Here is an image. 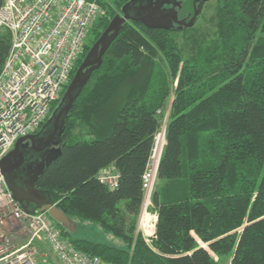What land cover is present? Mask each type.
Masks as SVG:
<instances>
[{
  "label": "trees",
  "instance_id": "obj_1",
  "mask_svg": "<svg viewBox=\"0 0 264 264\" xmlns=\"http://www.w3.org/2000/svg\"><path fill=\"white\" fill-rule=\"evenodd\" d=\"M133 1H99L105 14L89 29L90 42L36 134ZM216 1L215 17L206 18L202 8L192 27L124 22L102 62L89 68L60 151L36 182L77 227L97 224L121 242L74 238L53 219L77 250L113 264H264V0ZM165 9L183 8L171 0ZM11 42V32L1 30L0 74ZM168 111L149 245L135 236L143 175ZM110 166L119 173L115 189L98 178Z\"/></svg>",
  "mask_w": 264,
  "mask_h": 264
},
{
  "label": "built area",
  "instance_id": "obj_2",
  "mask_svg": "<svg viewBox=\"0 0 264 264\" xmlns=\"http://www.w3.org/2000/svg\"><path fill=\"white\" fill-rule=\"evenodd\" d=\"M100 0H3L0 31L12 35L11 49L0 74V162L16 142L33 135L68 84L83 52L88 32L105 14ZM167 122V121H166ZM157 134L143 175V204L136 238L151 245L158 214L151 210L166 125ZM98 178L110 189L119 185L114 166ZM0 264H113L77 250L61 236L47 212L25 211L9 190L0 167Z\"/></svg>",
  "mask_w": 264,
  "mask_h": 264
},
{
  "label": "water",
  "instance_id": "obj_3",
  "mask_svg": "<svg viewBox=\"0 0 264 264\" xmlns=\"http://www.w3.org/2000/svg\"><path fill=\"white\" fill-rule=\"evenodd\" d=\"M203 1L204 0H195L194 15L188 22L185 20H179L177 14L171 12L162 15L161 17L155 18L153 16L141 17L138 14L130 15L127 12V8L130 4L124 7V16H117L116 19L111 23L100 41L95 45L94 49L89 54L88 59L81 65L72 83L69 85L67 93L62 101L63 107H61V103L57 111L54 113V115L57 116L55 120L56 126L50 137H48V139L40 138L39 132L36 135H29L27 137L20 138L16 142L14 149L10 151L0 162L1 171L6 178L9 190L12 192L15 199L20 203L25 211L30 213L47 212L52 219L64 226L68 231H76L77 225L62 211H60L56 205H53L51 199L48 201H44L39 198V189H37L36 187V182L39 176L44 171L46 165L52 159H54L60 151L65 119L73 106L76 92L86 86L89 81V75H87L89 68L95 66L97 63L100 64L102 62V58L105 53L106 46L109 44L111 34L117 32L124 22L131 19L139 21L142 20V22H144L148 27L166 30L171 29L174 24H177L179 26V29H183L184 27H192L202 11L204 5ZM148 21H150V23ZM167 21L170 22L172 26L166 25ZM93 54H95V58H92ZM86 69L87 71L84 72ZM56 138H58L57 142L55 141ZM25 141L31 142V144L33 145L32 150H35L36 148L43 151L48 148H54V150L56 151V155L52 159L43 163L41 169L38 172H35L32 164H27L28 160L30 159L29 157L31 150L26 157L22 153L21 144ZM28 200L33 201L35 210L30 211L28 207H25Z\"/></svg>",
  "mask_w": 264,
  "mask_h": 264
},
{
  "label": "rangeland",
  "instance_id": "obj_4",
  "mask_svg": "<svg viewBox=\"0 0 264 264\" xmlns=\"http://www.w3.org/2000/svg\"><path fill=\"white\" fill-rule=\"evenodd\" d=\"M180 2L183 8L182 12H179L180 18L188 22L190 21V19L188 20V18H192L194 15L195 0H183V5H182V1ZM216 7H217V1L209 0L203 7L202 12H204V16L208 19L215 17ZM90 39H91V33H89L87 42L88 41L90 42ZM92 58H95V54L92 55ZM170 103H171V99H170ZM61 107H63V103ZM168 115H169V111L166 113V117L164 118L165 122L167 121ZM56 117L57 116L54 115L53 118L49 120L45 124V126L41 129L39 133L40 138L48 139V137H50L51 133L54 131V128L56 126V123H55ZM57 140L58 138L55 139L56 142ZM55 155H56V151L54 150V148H48L43 151L35 148V150H31L30 157H29L30 159L28 160L27 164H32V167L33 169H35V172H38L41 169L42 164L52 159ZM38 191H39L40 199L44 201H48L51 199L48 191H43V190H38ZM25 207H28L30 211L35 210L34 209L35 205L33 204V201H30V200H28ZM71 234L73 235L74 238H85L93 242L108 244V245L116 246V247L121 245V242L116 237L104 232V230L99 225L93 224V223L80 224L76 228V231H71Z\"/></svg>",
  "mask_w": 264,
  "mask_h": 264
},
{
  "label": "flooded vegetation",
  "instance_id": "obj_5",
  "mask_svg": "<svg viewBox=\"0 0 264 264\" xmlns=\"http://www.w3.org/2000/svg\"><path fill=\"white\" fill-rule=\"evenodd\" d=\"M173 1L180 2L182 0H173ZM208 1L209 0H207V1L204 0L203 4L205 5ZM170 2H171V0H138V1L135 0L132 2L131 6L129 5V7L127 8V12L130 15H137L138 14L141 17L153 16L154 18L155 17H161L162 15H165V14L171 12V13L177 14L178 19L182 20L180 18V15H179V12H180L179 9L178 10H176V9L166 10L165 9V6ZM204 5H203V7H204ZM118 16L123 17L124 13H120ZM129 21H138V22L145 25V23L142 22V20L139 21V20L131 19ZM148 22L150 23V21H148ZM163 23H165V22H163ZM166 25L172 26L171 23L168 21H167ZM178 27L179 26L177 24H174V26L171 27V29H169V30H174ZM86 71H87V69L84 72H86ZM33 135H36V133ZM32 147H33V145L29 141H25L24 143L21 144L22 153L24 154L25 157L30 152V150H32Z\"/></svg>",
  "mask_w": 264,
  "mask_h": 264
}]
</instances>
